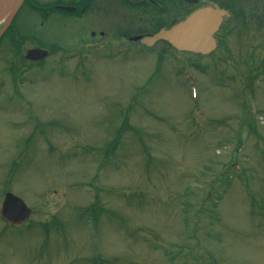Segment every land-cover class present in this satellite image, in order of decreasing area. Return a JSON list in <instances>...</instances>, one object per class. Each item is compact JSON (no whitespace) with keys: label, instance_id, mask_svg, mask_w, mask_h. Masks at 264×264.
I'll use <instances>...</instances> for the list:
<instances>
[{"label":"rangeland","instance_id":"rangeland-1","mask_svg":"<svg viewBox=\"0 0 264 264\" xmlns=\"http://www.w3.org/2000/svg\"><path fill=\"white\" fill-rule=\"evenodd\" d=\"M71 1L25 0L0 39V207L31 209L0 217V264H264V0L200 56L121 49L154 27L116 0L41 18Z\"/></svg>","mask_w":264,"mask_h":264},{"label":"flooded vegetation","instance_id":"flooded-vegetation-1","mask_svg":"<svg viewBox=\"0 0 264 264\" xmlns=\"http://www.w3.org/2000/svg\"><path fill=\"white\" fill-rule=\"evenodd\" d=\"M91 1L93 0H73L67 4H61L55 2L52 6H50L49 9L44 10V12L42 11L41 18L48 16L49 13H47V10H51V9L53 11L57 10L73 15L84 14L87 9V4H89V2ZM116 1H119L125 4L127 7H129L131 9L132 14L133 11L137 13L138 10H142V13H140L142 15L138 16V14H136L137 21H141L142 22L141 25L142 24L147 26L153 25L154 27L153 29H147L146 32L145 31L138 32L139 36L152 35L162 28H167L173 25L174 23L185 19L189 14L200 8L209 7V8H218L220 10H223L227 12L228 15L227 16L224 15L222 17L217 30L213 34L216 41V48L219 44L220 38H223L230 34L237 33V31L242 26L249 27L247 23L256 21L257 19V17L255 16L257 15V13H252V15H250L251 13H248L247 15L245 9L240 7L242 0H238L239 1L238 4H236V0H116ZM245 1L250 3L251 0L250 1L245 0ZM62 6L67 7L71 11L60 9L59 7ZM258 10L259 9H254L253 11L258 12ZM88 14H98V10L92 9ZM42 24L43 21L40 22V25ZM10 30H11L10 28L5 29L4 32L0 34V39L6 33V31H10ZM93 36H95V33L93 34ZM122 41H120L119 44L117 45L122 49L128 47V42H132L129 37L124 38ZM137 42L140 43L139 40H137ZM163 43L167 44L165 42ZM112 44L113 42L109 40L101 42L97 39V40L84 41L80 45V47L84 50L83 54H87V53L90 54V53H95L101 47H112L113 46ZM166 47L171 49L168 45ZM31 48H40L47 51V55L41 59H33V60L28 59L30 63L33 64L35 63L36 67H38L37 65L40 63V61H42L45 58H48L51 54L54 53L52 46H44L42 44L36 43L34 47ZM59 52H57V55L60 54L61 56H64V58H66L70 51L69 48H65ZM61 66L65 70L64 63H61Z\"/></svg>","mask_w":264,"mask_h":264},{"label":"water","instance_id":"water-1","mask_svg":"<svg viewBox=\"0 0 264 264\" xmlns=\"http://www.w3.org/2000/svg\"><path fill=\"white\" fill-rule=\"evenodd\" d=\"M6 1L7 0H0V17L3 15L6 8V6H4ZM9 1L11 2L12 0ZM23 1L24 0L15 1L13 8L4 20V28L6 26L8 27ZM59 8L71 11L67 7L62 6ZM224 15L227 16L228 13L218 8H200L189 14L185 19L167 28H162L152 35L142 38L134 37L132 39H140L146 46H152L158 41H164L179 51L207 55L215 49L216 41L213 34L217 30ZM46 55L47 51L44 49L30 48L26 50L25 58L29 60L41 59ZM30 214L31 209L21 198L9 192L4 194L0 207V216L8 225L17 226L26 221Z\"/></svg>","mask_w":264,"mask_h":264},{"label":"bare ground","instance_id":"bare-ground-1","mask_svg":"<svg viewBox=\"0 0 264 264\" xmlns=\"http://www.w3.org/2000/svg\"><path fill=\"white\" fill-rule=\"evenodd\" d=\"M9 0H7L6 2H5V4H4V6H6V8H5V10H4V13H3V15L0 17V25L3 23V21L5 20V18L8 16V14H9V12L11 11V9L13 8V6H14V3H15V1L14 0H12L10 3L8 2ZM9 5H8V4Z\"/></svg>","mask_w":264,"mask_h":264},{"label":"trees","instance_id":"trees-1","mask_svg":"<svg viewBox=\"0 0 264 264\" xmlns=\"http://www.w3.org/2000/svg\"><path fill=\"white\" fill-rule=\"evenodd\" d=\"M226 188L225 186L223 187V189ZM225 190V189H224ZM224 190H222V192L220 193V197L222 198V194L224 193Z\"/></svg>","mask_w":264,"mask_h":264}]
</instances>
